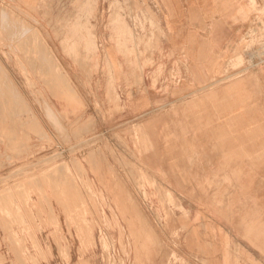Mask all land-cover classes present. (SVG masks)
Listing matches in <instances>:
<instances>
[{
	"label": "rangeland",
	"instance_id": "obj_1",
	"mask_svg": "<svg viewBox=\"0 0 264 264\" xmlns=\"http://www.w3.org/2000/svg\"><path fill=\"white\" fill-rule=\"evenodd\" d=\"M250 4L257 18L245 50H258L261 68H242L244 52L231 68L264 92V5ZM3 7L37 29L26 39L37 38L16 50L0 36V264H215V246L201 255L179 223L191 198L175 195L182 191L169 189L162 171L130 172L135 155L158 153V140L120 133L133 89L145 91L147 77H179L156 66L162 36L153 0H49L30 5L34 13ZM107 45L132 66L123 86Z\"/></svg>",
	"mask_w": 264,
	"mask_h": 264
},
{
	"label": "crops",
	"instance_id": "obj_2",
	"mask_svg": "<svg viewBox=\"0 0 264 264\" xmlns=\"http://www.w3.org/2000/svg\"><path fill=\"white\" fill-rule=\"evenodd\" d=\"M48 2L0 0L30 12V5ZM255 2L264 5V0ZM153 4L162 36L156 66L164 64L167 72L175 71L179 77L157 84L147 77L145 91L133 89L126 101L121 137L125 130L138 129L145 140L154 135L159 144L154 155H135L130 172L137 175V167L147 166L155 178L162 171L171 182L168 188L182 191L175 195L191 198L192 206H184L190 217L180 216L179 223L191 230L189 243L200 245L201 255L206 254L203 246L212 244L215 264H264V92H257L251 76L233 78L242 68H261L258 50H245L257 15L250 0H153ZM11 12L0 8V36H11L12 46L25 47L32 42L26 39L32 34L28 29H37ZM106 47L123 86L132 66L122 55L117 61L114 48ZM241 52L247 65L232 69ZM241 85L246 87L240 89ZM262 85L264 90V74ZM208 180L214 181L212 190L205 188ZM208 228L211 240L205 237Z\"/></svg>",
	"mask_w": 264,
	"mask_h": 264
},
{
	"label": "bare ground",
	"instance_id": "obj_3",
	"mask_svg": "<svg viewBox=\"0 0 264 264\" xmlns=\"http://www.w3.org/2000/svg\"><path fill=\"white\" fill-rule=\"evenodd\" d=\"M2 12V11H1ZM3 14V13H2ZM8 16V15H7ZM4 17V16H3ZM3 20H4V18H3ZM18 21V20H17ZM21 21V20H20ZM5 23V22H4ZM14 24V23H13ZM6 25V24H5ZM8 25V24H7ZM2 27V26H1ZM7 27V26H6ZM16 27V26H15ZM5 29V28H4ZM8 33V32H7ZM32 35V34H31ZM2 36V35H1ZM31 37V36H30ZM10 38H11V36H10ZM34 38H37L36 36L34 37ZM34 38H32V39H34ZM41 38V37H40ZM42 40V39H41ZM18 43V42H17ZM29 43V42H28ZM9 45V44H8ZM14 46V45H13ZM9 48V47H8ZM15 49H16V47H15ZM18 49V48H17ZM31 49V48H30ZM23 50H25V49H23ZM41 50V49H40ZM19 53V52H18ZM23 53V52H22ZM25 53V52H24ZM38 53H39V51H38ZM21 54V53H20ZM46 54V53H45ZM43 56V55H42ZM47 56H48V54H47ZM24 57V56H23ZM50 57V56H49ZM52 57V56H51ZM32 61H33V59H32ZM19 62V61H18ZM42 62H44V60H42ZM28 63V62H27ZM46 63V62H45ZM49 64V63H48ZM43 66V65H42ZM1 67V66H0ZM48 68V67H47ZM55 68V67H54ZM22 69V68H21ZM51 69H53V68H51ZM0 72H2V71H0ZM34 72V71H33ZM39 72V71H38ZM37 73V72H36ZM2 74V73H1ZM0 74V75H1ZM59 74V73H58ZM42 75V74H41ZM56 75V74H55ZM60 75V74H59ZM5 76V75H4ZM7 77V76H6ZM5 77V78H6ZM6 81V80H5ZM6 83H7V81H6ZM5 103V102H4ZM8 105H9V103H8ZM10 106V105H9ZM4 125V124H3ZM5 127V126H4ZM3 128V127H2ZM6 128V127H5ZM83 133V132H82ZM66 134V133H65ZM67 138H69V137H67ZM6 155V154H5ZM18 155V154H17ZM1 157V156H0ZM12 159V158H11ZM43 164V163H42ZM36 165H38V163L36 164ZM50 172H52V171H50ZM12 177V176H11ZM19 177V176H18ZM50 177V176H49ZM1 182V181H0ZM42 182V181H41ZM12 188V187H11ZM8 189V188H7ZM17 189V188H16ZM11 190V189H10ZM12 191V190H11ZM13 192V191H12ZM15 192V191H14ZM10 193V192H9ZM20 193V192H19ZM25 194V193H24ZM6 194H4V196H5ZM8 195V194H7ZM14 199V198H13ZM12 199V200H13ZM119 200V199H118ZM15 206V205H14ZM110 208V207H109ZM121 208V207H120ZM110 210V209H109ZM112 211V210H111ZM114 216V215H113ZM119 216V215H118ZM6 217V216H5ZM115 217V216H114ZM121 217H122V215H121ZM113 218V217H112ZM127 219V218H126ZM168 219V218H167ZM23 220V219H22ZM121 220V219H120ZM113 221V220H112ZM116 221V220H115ZM123 221V220H122ZM23 222V221H22ZM127 222V221H126ZM114 223V222H113ZM117 223V222H116ZM15 224V223H14ZM19 224V223H18ZM82 227V226H81ZM130 227V226H129ZM128 228V227H127ZM117 229V228H116ZM9 230V229H8ZM82 231V230H81ZM117 231H118V229H117ZM128 231V230H127ZM84 233V232H83ZM11 234V233H10ZM122 234V233H121ZM148 234V233H147ZM122 236V235H121ZM84 237V236H83ZM143 237V236H142ZM17 238V237H16ZM83 240V239H82ZM147 241V240H146ZM82 242V241H81ZM83 243V242H82ZM81 243V244H82ZM111 243V242H110ZM153 243V242H152ZM163 246V245H162ZM143 248V247H142ZM160 248V247H159ZM86 249V248H85ZM135 250V249H134ZM105 251V250H104ZM154 251V250H153ZM22 252V251H21ZM23 254V253H22ZM130 254V253H129ZM60 257V256H59ZM127 258V257H126ZM139 259V258H138ZM138 259H136L137 261H138ZM168 259V258H167ZM161 260V259H160ZM139 261H142V260H139ZM81 263V262H80ZM139 263H141V262H139ZM82 264H84V263H82ZM136 264V263H135ZM141 264H143V262L141 263Z\"/></svg>",
	"mask_w": 264,
	"mask_h": 264
}]
</instances>
